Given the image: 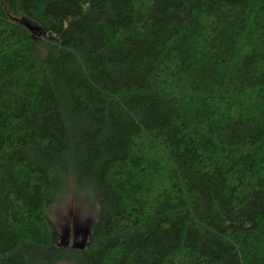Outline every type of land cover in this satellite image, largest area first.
I'll return each mask as SVG.
<instances>
[{
  "label": "trees",
  "instance_id": "obj_1",
  "mask_svg": "<svg viewBox=\"0 0 264 264\" xmlns=\"http://www.w3.org/2000/svg\"><path fill=\"white\" fill-rule=\"evenodd\" d=\"M61 263L264 264V0H0V264Z\"/></svg>",
  "mask_w": 264,
  "mask_h": 264
},
{
  "label": "rangeland",
  "instance_id": "obj_2",
  "mask_svg": "<svg viewBox=\"0 0 264 264\" xmlns=\"http://www.w3.org/2000/svg\"><path fill=\"white\" fill-rule=\"evenodd\" d=\"M37 42L42 47L43 44ZM70 180L49 207L48 215L58 231L60 242L65 244L66 241L67 246L79 248L89 241L90 227L96 218L97 206L89 189L73 179Z\"/></svg>",
  "mask_w": 264,
  "mask_h": 264
},
{
  "label": "water",
  "instance_id": "obj_3",
  "mask_svg": "<svg viewBox=\"0 0 264 264\" xmlns=\"http://www.w3.org/2000/svg\"><path fill=\"white\" fill-rule=\"evenodd\" d=\"M14 21L18 22V24L19 23L23 24L30 32L34 33L36 36H42V37L45 36V31H43L41 26L39 25H34L31 22L23 18L21 19L14 18ZM65 244H66V241H65ZM83 244L80 247H82Z\"/></svg>",
  "mask_w": 264,
  "mask_h": 264
}]
</instances>
